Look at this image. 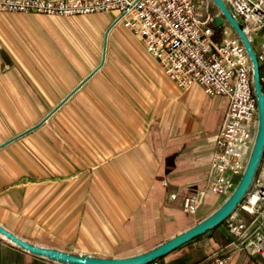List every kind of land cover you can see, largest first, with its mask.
Here are the masks:
<instances>
[{
	"label": "crops",
	"instance_id": "obj_1",
	"mask_svg": "<svg viewBox=\"0 0 264 264\" xmlns=\"http://www.w3.org/2000/svg\"><path fill=\"white\" fill-rule=\"evenodd\" d=\"M117 15L0 13V226L32 244L133 256L222 203L208 193L194 217L180 210L181 197L205 187L227 100L178 88L122 25L107 35L105 60L114 62L70 96L94 71L78 60L100 47L102 59ZM64 100L46 119L52 110L40 108ZM229 240L218 226L156 262L203 264ZM49 263L0 236V264ZM226 264L264 262L234 251Z\"/></svg>",
	"mask_w": 264,
	"mask_h": 264
},
{
	"label": "built area",
	"instance_id": "obj_2",
	"mask_svg": "<svg viewBox=\"0 0 264 264\" xmlns=\"http://www.w3.org/2000/svg\"><path fill=\"white\" fill-rule=\"evenodd\" d=\"M221 1L249 38L264 94V0ZM104 12L118 14L115 25H122L138 37L178 88L196 87L211 99L227 100L205 187L181 197L180 210L183 215L194 217L208 193L223 202L245 170L258 118L250 59L225 20L216 39L214 20L221 15L217 7L210 12L202 0H0V13L6 14L71 18ZM177 198V194L169 195L172 202ZM223 224L230 236L226 253L211 256L203 264H226L234 251H250L264 262L263 186L252 192L251 199L245 197Z\"/></svg>",
	"mask_w": 264,
	"mask_h": 264
},
{
	"label": "water",
	"instance_id": "obj_3",
	"mask_svg": "<svg viewBox=\"0 0 264 264\" xmlns=\"http://www.w3.org/2000/svg\"><path fill=\"white\" fill-rule=\"evenodd\" d=\"M211 1L218 8L221 14L214 20L215 27L219 28L223 26L225 20L226 23H228V25L231 27V29L235 32V34L242 42L244 49L250 59L252 65V86L257 108L258 126L254 138L253 147L245 170L232 194L197 224L182 231L181 233L176 234L175 236H172L164 243L158 245L157 247L149 251L123 258L94 257L87 254L69 253L57 249L38 246L36 244H32L26 240L17 237L2 226H0V236L4 237L10 243L14 244L21 250L28 252L33 256L45 259L48 262L58 264H151L157 261L158 259L166 256L167 254L173 252L174 250L190 243L196 238L203 236L208 231L222 225V223H224V221L236 211L239 204L245 198L248 190L250 189L255 179L256 172L259 168V165L261 164V160L264 154V94L262 92L260 83L257 58L253 51L249 38L239 26L237 21L231 16V14L229 13V11L221 0ZM114 25L115 23L112 24V26L107 30L105 34L104 49L100 65L97 66L94 71L85 78V80L70 94V96L103 66L105 61L107 35ZM66 100L62 101L59 106L54 108L52 112L47 115L46 119L49 118L57 109H59V107ZM40 124H42V122ZM7 143L9 142L4 143L3 145Z\"/></svg>",
	"mask_w": 264,
	"mask_h": 264
},
{
	"label": "rangeland",
	"instance_id": "obj_4",
	"mask_svg": "<svg viewBox=\"0 0 264 264\" xmlns=\"http://www.w3.org/2000/svg\"><path fill=\"white\" fill-rule=\"evenodd\" d=\"M203 1V4L204 6H208L210 12H214L216 10V7L215 5L213 4V2L211 0H202ZM52 18H59V17H52ZM78 18H83V17H71V18H59V19H78ZM101 47L97 50V52L95 53L96 54V58H87V59H79L78 61L82 62V65L84 66V68L87 70V71H90L92 69H95L101 62ZM11 61V60H10ZM12 62V61H11ZM114 60H105V65L109 66L111 63H113ZM42 111L43 110H46V111H51L53 110V108H40ZM256 180L259 181L256 183ZM263 186L264 188V163H261L259 165V168L256 172V175H255V179H254V183L253 185H251V193L258 187V186ZM213 210H209L207 213L203 214V215H200V217H198L196 220H199L201 221L202 219H204L207 215H209ZM241 214H243L242 212H240ZM245 216V214H243ZM197 223H194L193 225H195ZM224 224L222 223V225L220 226H223ZM103 255H106V256H110V253H103ZM94 257H103L101 256V254L99 256H96L94 255ZM105 258V257H103Z\"/></svg>",
	"mask_w": 264,
	"mask_h": 264
},
{
	"label": "trees",
	"instance_id": "obj_5",
	"mask_svg": "<svg viewBox=\"0 0 264 264\" xmlns=\"http://www.w3.org/2000/svg\"><path fill=\"white\" fill-rule=\"evenodd\" d=\"M213 30L215 32L216 39H218L219 38V33L221 32V28L213 27Z\"/></svg>",
	"mask_w": 264,
	"mask_h": 264
},
{
	"label": "bare ground",
	"instance_id": "obj_6",
	"mask_svg": "<svg viewBox=\"0 0 264 264\" xmlns=\"http://www.w3.org/2000/svg\"><path fill=\"white\" fill-rule=\"evenodd\" d=\"M253 183H254V181H253ZM253 183H252V185H253ZM250 189H251V187H250ZM250 189L248 190V192H247V194H246V199L248 198V199H251V195H252V193H251V191H250ZM253 200H256V198H254ZM252 203H254V201L252 202Z\"/></svg>",
	"mask_w": 264,
	"mask_h": 264
}]
</instances>
